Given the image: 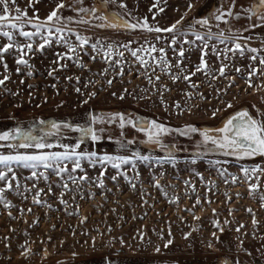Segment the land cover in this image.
I'll list each match as a JSON object with an SVG mask.
<instances>
[{
	"label": "rangeland",
	"instance_id": "rangeland-1",
	"mask_svg": "<svg viewBox=\"0 0 264 264\" xmlns=\"http://www.w3.org/2000/svg\"><path fill=\"white\" fill-rule=\"evenodd\" d=\"M58 2L16 0L15 5H9L10 14L15 16L18 7L28 18L38 15L44 21ZM63 3L66 7L58 14L77 18V13L69 7H80L76 0H63ZM189 3L191 10L187 7ZM252 3L253 0H235L233 11L240 13V18L225 16L228 21L225 24L215 16L228 10L232 0H116L115 3L83 0L85 8L98 6L100 15L120 14L130 23L143 22L146 18L153 29L169 27L183 16L177 27L189 35L180 40L193 41L192 45L178 42L175 46L184 49L183 57L169 47V33L68 23V28L89 37L90 44L97 41L115 46L128 44L132 50L149 44L164 48L171 68L155 67L158 61L151 57L159 56V52L138 53L149 61L141 66L129 49L120 47L109 57L117 63H107L90 46L68 52L55 40L41 51L38 36L31 41V52L24 49L22 55L14 46L0 55V79L9 77L0 87V133L16 127L27 130L34 125V134L42 135L41 130L54 131L49 127L53 123L87 126L95 116L104 121L91 124L100 139L93 142L90 137L85 138L78 151L127 156L139 152L153 158L151 163L137 162L135 170L130 166L121 169L134 188L110 165L100 187L95 181L101 166L92 167L86 160L82 161L83 172L74 175L86 173L89 180L78 185L70 183L71 191L62 189L64 181L52 169H39L44 175L33 178L31 169L14 165L17 179L12 181V189L3 193L8 206L0 202V264H224L225 261L264 264V203L261 201L264 172L245 180L241 171L264 167V157L236 161L225 156L174 150L171 151L174 165H160L156 160L167 157V147L143 144L147 141L143 132L127 124L124 128L119 126L120 115L126 119L155 120L178 130L165 135L163 142L180 148L181 143L189 145L196 136H181L179 131L186 126L198 129L214 125L241 106L250 107L257 118H264V65L260 64L264 59V25L242 11ZM197 17L208 19L211 27L195 25L188 29ZM89 19L92 24L100 23L98 19ZM25 30L33 31L31 27ZM209 31L223 32L233 40L239 37L236 42L245 48L244 54L226 52L225 48L233 47L231 42L210 41L203 56L207 67L195 71L200 65L203 42L196 41L191 33L203 36ZM157 36L161 37L159 41ZM69 38L74 45L77 43L75 36ZM14 40L16 45L28 43L18 33H14ZM7 43L0 36V45ZM120 51L123 57L118 55ZM57 53L73 58L69 60L65 56L56 63ZM252 56L257 59L252 60ZM17 59L26 60L28 66L17 65ZM252 69H257V73L251 76L250 87ZM173 76L180 78L174 81ZM184 76H190V80L183 79ZM121 96L124 98L120 99ZM85 100L88 102L84 103ZM229 103L231 108L227 107ZM109 116L116 122H108ZM40 120L45 123L39 124ZM62 133L60 143L74 145L80 140L77 132L62 129ZM118 140L134 143L121 148L116 143ZM49 142L56 143L57 138L52 137ZM15 151L0 147L2 154H15ZM113 176L117 179L113 180ZM250 183L258 184V190L250 192ZM35 199L41 204H36ZM61 200L66 203L62 204ZM169 240L171 244L165 247Z\"/></svg>",
	"mask_w": 264,
	"mask_h": 264
},
{
	"label": "snow or ice",
	"instance_id": "snow-or-ice-1",
	"mask_svg": "<svg viewBox=\"0 0 264 264\" xmlns=\"http://www.w3.org/2000/svg\"><path fill=\"white\" fill-rule=\"evenodd\" d=\"M105 3H115L116 0H104ZM31 3V0H30ZM76 3L80 5V7L69 6L72 11L77 13V18L72 17H63L61 14H58L61 9H64L66 6L63 3V0H59L56 3L55 9H53L49 15H47L44 21H40L38 15H34L32 18L27 17V13H22L21 10L17 7L15 9L16 15L13 16L10 14L9 5H15L16 0H0V36L6 38L9 43L0 45V55L9 51V49L14 46L17 48L21 54H25L24 49H27L28 52L33 50V44L31 41L34 37H39L41 43L38 45L39 50H43L46 46L51 45V43L55 40L62 43L68 50V52H76L77 48L83 49L86 46H90L92 51L97 54H102L105 61L107 63H117L115 60H110L114 53V49L116 47L129 49L131 55L135 57L141 66H146L149 64V61L144 59L143 56L138 55V53L147 52V53H156L159 52V56H152L151 59L153 61H158L155 67L166 66L171 68L172 65L166 59V52L164 48L157 49L155 45L149 44L147 47L145 45H140L138 49L132 50L129 48L128 44L115 46L111 43H105L102 41H97L95 43L90 44V38L84 37L80 35L78 32H74L72 29L68 28V23H79V24H88L92 27L99 28H114V29H124L129 31L135 30H144L147 32H156V33H169L171 34V40L169 43V47H172L174 51H178L181 57L184 56V49H176L177 43H182L186 45H192L193 41L188 39L180 40L181 37H186L189 35L188 31H182L177 27L184 17L182 16L180 20L174 22L171 26L165 28H152L148 25L147 19L145 18L143 22L138 21L137 23H130L128 20L124 19L120 14H116L114 16H106L100 15L98 12V6H93L91 8L83 7V0H76ZM235 5V0H232V4L229 9L224 11H220L218 15L215 16L217 21H221L225 24L228 21L225 19V16L235 18H240V13H235L233 11V7ZM121 7H126V5L121 4ZM155 7V5H154ZM188 10H191L192 4H188ZM160 11H163L161 8ZM242 11L247 15L250 19H259L261 24L264 25V0H253L250 8H243ZM89 18L98 19L100 21L99 24H92ZM155 18V17H153ZM195 25L208 26V19L202 18H194V21L188 25V29H192ZM219 25H217L218 27ZM26 27H31L33 31L25 30ZM255 27V25H253ZM231 31V29H229ZM14 33H18L19 36L23 37L26 41H28L25 45H16L14 40ZM47 33V34H45ZM195 36L196 41H202L203 47L200 49L202 56L200 65L196 67L195 71H201L202 67H207L203 56L206 55V49L209 47V42L216 40L220 44H227L231 42L233 47L225 48L226 52H232L233 55L238 51L240 55L244 54L245 48L236 40H233L231 37L224 36L223 32L221 33H212L211 31L207 32L205 35H200L198 33H191ZM70 36H75L77 43L74 45ZM161 37L157 36V40L159 41ZM247 51L256 52V49H247ZM214 52L217 56L220 55L218 51ZM123 51H120L118 55L123 57ZM57 61L64 59L65 56L67 59L71 60L73 57L66 54L57 53ZM95 60V56L92 57ZM252 60H256V56L251 57ZM17 65H25L28 66V62L24 59H17ZM260 64L264 65V59L260 60ZM83 67V65H80ZM178 66V65H177ZM63 67V66H62ZM155 70V68L153 69ZM239 71V69H237ZM5 71H7V65H5ZM257 73V69H252L249 74V86L252 84L250 82V78L252 75ZM29 76L32 75L31 72L27 73ZM122 74V73H121ZM171 75V73H169ZM194 74V73H193ZM51 75V72H49ZM220 75H224V67L220 68ZM173 80H177L180 77L173 76ZM9 79L7 75H5L2 79H0V87L5 85V82ZM159 79V77H157ZM183 79L190 80V76H184ZM23 83V81H21ZM109 84L112 83L111 80L108 81ZM195 87V85H192ZM79 92V88L76 89ZM95 95V94H93ZM123 99L124 97H119ZM88 101L85 100L84 103ZM227 107L231 108L232 105L229 103ZM219 111V109H217ZM215 115V113H213ZM91 123L89 125H72L69 123H53L49 127L54 131H43L42 135H36L34 132L36 131L35 126H29L27 130L23 127H16L11 131H6L0 133V147L7 146L11 149L18 150L24 149L25 152L15 151V154H2L0 153V184H3V187H0V202L4 203L8 206V202L4 199L3 193L5 190L12 189V181L17 179L13 166L23 167L32 170V177L39 178L44 175L43 172L38 171L39 169H52L57 176L60 177L62 181L61 184L62 189H67L71 191L69 188V184H80L81 182L89 180L87 174H83L80 176L74 175L75 173L83 172L82 161H87L90 166L95 167L97 164L101 166L100 176L96 179L95 183L100 187H103V176L107 167L110 165L112 168L116 169L119 175H123L124 179L129 182L134 188L135 185L132 184V181L126 175V172H122L121 169L124 166H130L132 170H135L137 167V162L151 163L153 158L147 155H141L139 152H132L130 156L127 155H98L96 152H82L78 151L80 149L81 143H83L85 138L90 137L93 142H97L100 138L96 135L94 128L91 124H95L97 122H104L103 120L98 119L93 116L90 118ZM108 122H116L115 118L112 116L108 117ZM45 122L43 120L39 121V124L43 125ZM130 125L135 128L137 131L143 132L147 137V143L155 146H159L161 148H166L167 146L163 144V137L165 135H169L174 131H178L175 129H171L169 127L164 126L161 123H158L155 120L146 121L142 119H126L123 115L119 116V126L124 128L125 125ZM62 129H67L73 132L79 133L80 140L74 145H68L64 143H60L59 140L62 137ZM217 133L215 135L210 133ZM181 136H190L191 134H199L202 137L201 142L197 145V147L205 149V153H219L225 157H233L237 161L252 159L257 156L264 157V118L257 119L253 117L249 111L240 110L231 115L224 123L223 126L212 130V129H203L199 130L195 126H186L183 131H179ZM56 137L57 142L52 143L49 142L50 138ZM121 148H124L126 144H132L134 141H123L118 140L116 142ZM210 145V147H209ZM59 148L61 151H53L52 149ZM34 150V151H27ZM200 155V154H197ZM196 160L193 159L192 163H195ZM157 164L163 165L165 163L173 164L175 163L171 150L168 151V155L164 159H157ZM219 163V162H216ZM72 167L69 168L68 165ZM241 171L244 173L245 180H249L251 176L256 173L264 172V167L255 166L252 168H242ZM223 175V173H222ZM47 179V177H44ZM113 180H116L117 177L113 176ZM234 181L237 178H233ZM17 187L19 185L17 184ZM159 187V185H157ZM259 188L258 184H249V191L254 192ZM51 190V189H49ZM40 195L39 192L36 193L38 197ZM63 195V193H62ZM261 201L264 203V196H261ZM34 202L36 204H41L39 199H35ZM199 199H197L196 203L199 204ZM61 203H66L61 200ZM31 211V209H29ZM251 213V209H248ZM197 218V217H194ZM255 224V219L253 220ZM242 227V226H241ZM239 231V228L237 229ZM187 238V236L185 237ZM171 244V240L165 244V247ZM211 247V245H209ZM157 252L160 251L159 248L156 249ZM224 264H228L227 261Z\"/></svg>",
	"mask_w": 264,
	"mask_h": 264
},
{
	"label": "flooded vegetation",
	"instance_id": "flooded-vegetation-1",
	"mask_svg": "<svg viewBox=\"0 0 264 264\" xmlns=\"http://www.w3.org/2000/svg\"><path fill=\"white\" fill-rule=\"evenodd\" d=\"M243 110H247V111H249V113L253 116V117H255V118H257V116L255 115V113L251 110V108L250 107H245ZM226 115V114H225ZM224 116H222L221 117V120H222V118H223ZM229 118V117H228ZM227 118V119H228ZM257 119H259V118H257ZM221 120L220 121H218V123H216V124H214V125H207V126H199L198 127V129L199 130H203V129H212V130H215L214 129V127H217L219 124H220V122H221ZM223 126V125H222ZM218 129V128H217ZM210 134H213V135H215V134H217V133H210ZM201 140H202V137L199 135V134H196V136L194 137V139H192L191 141H190V143H189V145H187V144H184V143H181L180 145L182 146V147H180V148H176L175 146H174V144H171V143H164L163 142V144L165 145H167V148H168V150H171V151H174V150H176L178 153H180V152H184V153H194V152H198V153H205V149H202V148H199V147H197V145L201 142ZM143 144H146V145H148V146H151V144H148L147 142H143ZM152 146H155V145H152ZM156 147V146H155ZM209 147H210V145H209ZM208 154H211V155H216V156H222L223 157V155H220L219 153H211V152H208L207 153V155ZM259 156H257V157H255V158H252V159H256V158H258ZM227 158H230V159H232V160H236L235 158H233V157H227ZM252 159H245L244 161H251ZM237 161V160H236Z\"/></svg>",
	"mask_w": 264,
	"mask_h": 264
},
{
	"label": "water",
	"instance_id": "water-1",
	"mask_svg": "<svg viewBox=\"0 0 264 264\" xmlns=\"http://www.w3.org/2000/svg\"><path fill=\"white\" fill-rule=\"evenodd\" d=\"M245 107H247V106H241V107L235 109V111L230 112V113H228L227 115H225V116L222 118L220 124H219L217 127H214V129H217V128L222 127L223 123L227 120L228 117H230L231 115H233V114L236 113L237 111L243 110Z\"/></svg>",
	"mask_w": 264,
	"mask_h": 264
}]
</instances>
